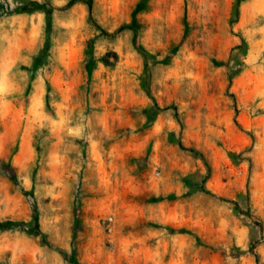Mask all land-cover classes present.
<instances>
[{
  "label": "rangeland",
  "instance_id": "obj_1",
  "mask_svg": "<svg viewBox=\"0 0 264 264\" xmlns=\"http://www.w3.org/2000/svg\"><path fill=\"white\" fill-rule=\"evenodd\" d=\"M71 1L0 0V264H264V0Z\"/></svg>",
  "mask_w": 264,
  "mask_h": 264
},
{
  "label": "trees",
  "instance_id": "obj_2",
  "mask_svg": "<svg viewBox=\"0 0 264 264\" xmlns=\"http://www.w3.org/2000/svg\"><path fill=\"white\" fill-rule=\"evenodd\" d=\"M72 2H80V0H73V1H71V3ZM85 3L90 8L91 3L89 1H85ZM126 28H130L133 31H135V29L132 28L131 26H122V27L119 28V31L124 30ZM165 109H172L174 111L175 115H176V109H175V107H172L171 106V107L164 108L163 110H165ZM235 209L236 210H239V207H238L237 204H235ZM16 226H18V224H13V223L10 224V223H1L0 222V230H9V229L15 228ZM26 232H28L29 234H33L35 236H40V237L43 238L42 233L38 230L37 220H35V226H34V228H32V229H26ZM61 253L65 254L64 252H61Z\"/></svg>",
  "mask_w": 264,
  "mask_h": 264
}]
</instances>
